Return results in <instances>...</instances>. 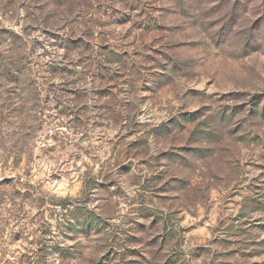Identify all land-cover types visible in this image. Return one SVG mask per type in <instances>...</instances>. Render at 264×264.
Masks as SVG:
<instances>
[{
  "label": "rangeland",
  "instance_id": "rangeland-1",
  "mask_svg": "<svg viewBox=\"0 0 264 264\" xmlns=\"http://www.w3.org/2000/svg\"><path fill=\"white\" fill-rule=\"evenodd\" d=\"M0 264H264V0H0Z\"/></svg>",
  "mask_w": 264,
  "mask_h": 264
}]
</instances>
